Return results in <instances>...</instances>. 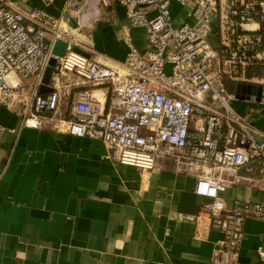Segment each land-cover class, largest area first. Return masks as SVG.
<instances>
[{
	"label": "built area",
	"instance_id": "2783aa9c",
	"mask_svg": "<svg viewBox=\"0 0 264 264\" xmlns=\"http://www.w3.org/2000/svg\"><path fill=\"white\" fill-rule=\"evenodd\" d=\"M27 1L0 0V102L25 125L101 140L113 162L194 175L207 200L197 215L177 216L221 230L212 264H234L246 219L264 221V133L235 108L229 84L264 85V73L249 75L264 68V0H65L61 17ZM174 1L184 18L174 16ZM115 4L147 37L141 52L123 31L122 61L96 51L83 31L87 11L98 19ZM56 39L68 42L61 57L52 53ZM51 57L53 90L41 93ZM243 182L262 198L230 203L227 190ZM257 252L264 262V247Z\"/></svg>",
	"mask_w": 264,
	"mask_h": 264
},
{
	"label": "crops",
	"instance_id": "0c3cea01",
	"mask_svg": "<svg viewBox=\"0 0 264 264\" xmlns=\"http://www.w3.org/2000/svg\"><path fill=\"white\" fill-rule=\"evenodd\" d=\"M24 6L66 15L65 0ZM172 11L176 18L185 12L175 1ZM85 18L86 40L109 59L126 58L125 30L141 52L147 49L145 29L131 27L121 5L103 8L98 19L87 11ZM71 25L79 26L75 19ZM61 31L78 35L73 27ZM257 86L261 95L240 93L234 106L264 133V85ZM0 127V264H212L223 232L207 219L177 216L197 215L207 200L196 194L194 175L163 164L142 170L113 162L101 140L25 125L1 102ZM226 196L231 203L262 193L243 182ZM259 246L264 221L248 218L234 264H264Z\"/></svg>",
	"mask_w": 264,
	"mask_h": 264
},
{
	"label": "water",
	"instance_id": "95a60500",
	"mask_svg": "<svg viewBox=\"0 0 264 264\" xmlns=\"http://www.w3.org/2000/svg\"><path fill=\"white\" fill-rule=\"evenodd\" d=\"M53 35L51 33H46V39L45 42L47 44H51V39H52ZM68 46V42L62 39H56L54 41V45L52 48V53L57 56V57H61L65 54L66 49ZM76 48V47H75ZM56 58V57H55ZM57 62V60H56ZM56 62H50L49 66L46 68V71L44 73L43 76V80H42V85L40 87V92L41 93H46L49 91H52V87L49 85L50 81H51V76L54 70V65L56 64ZM240 84L238 85V89H237V93L238 94H242V91L248 94H255V93H259V95H261V93L263 92V89L261 86H257V85H250L247 87V89H242V86L239 88Z\"/></svg>",
	"mask_w": 264,
	"mask_h": 264
},
{
	"label": "trees",
	"instance_id": "16d2710c",
	"mask_svg": "<svg viewBox=\"0 0 264 264\" xmlns=\"http://www.w3.org/2000/svg\"><path fill=\"white\" fill-rule=\"evenodd\" d=\"M263 73H264V68L263 67H254V68H252L249 71V75L250 76H252V75L261 76ZM229 90L232 91V92H234L236 90L234 83L229 84Z\"/></svg>",
	"mask_w": 264,
	"mask_h": 264
},
{
	"label": "rangeland",
	"instance_id": "374dc122",
	"mask_svg": "<svg viewBox=\"0 0 264 264\" xmlns=\"http://www.w3.org/2000/svg\"><path fill=\"white\" fill-rule=\"evenodd\" d=\"M185 17V15L183 14L182 16H181V18H184ZM56 60H57V58H55V57H51V59H50V62H56ZM31 80H32V78H29L28 80H27V82L28 83H30L31 82ZM250 85H255V84H250V83H240V86H239V88L242 86V89H247V87L248 86H250ZM241 95H243V98H245L246 97V93L245 92H243L242 91V94ZM240 97V94H237L236 93V98H239ZM260 137H258V139H259Z\"/></svg>",
	"mask_w": 264,
	"mask_h": 264
},
{
	"label": "bare ground",
	"instance_id": "6f19581e",
	"mask_svg": "<svg viewBox=\"0 0 264 264\" xmlns=\"http://www.w3.org/2000/svg\"><path fill=\"white\" fill-rule=\"evenodd\" d=\"M62 32V31H61Z\"/></svg>",
	"mask_w": 264,
	"mask_h": 264
}]
</instances>
